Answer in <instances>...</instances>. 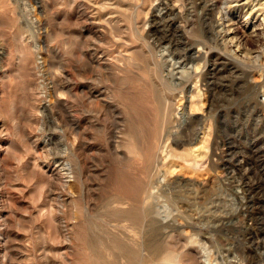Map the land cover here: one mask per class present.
<instances>
[{
    "label": "rangeland",
    "instance_id": "obj_1",
    "mask_svg": "<svg viewBox=\"0 0 264 264\" xmlns=\"http://www.w3.org/2000/svg\"><path fill=\"white\" fill-rule=\"evenodd\" d=\"M201 1L18 0V23L5 8L0 20L4 264H130V256L138 259V240L145 264H251L249 254L264 245V109L258 105L264 104V0H211L217 5L214 15L203 11ZM100 9L114 26L90 25L87 16ZM143 11L168 84L186 80L180 79L182 69L200 76L195 116L182 111L191 105L182 85L170 93L150 78L136 79V72L144 71L145 53L131 29L146 17ZM175 14L177 22L164 27ZM207 21L216 24L215 31ZM165 35L169 38L157 42ZM29 39L32 53L25 51L30 62L38 58L36 69L18 58V46ZM95 39L106 53L122 50L138 67L134 64L125 80L104 74L101 86L111 91L117 108L87 114L84 84L94 74L82 70V62L90 58ZM198 52L204 56L193 62ZM138 96L144 98L136 108L129 98ZM45 102L49 111L41 108L34 116L33 107ZM166 102L186 112L180 123L167 118ZM201 126L205 140L194 153L188 142ZM157 146L160 157L150 160ZM137 185L138 198L128 193ZM144 197L154 212L140 236L133 213Z\"/></svg>",
    "mask_w": 264,
    "mask_h": 264
},
{
    "label": "bare ground",
    "instance_id": "obj_2",
    "mask_svg": "<svg viewBox=\"0 0 264 264\" xmlns=\"http://www.w3.org/2000/svg\"><path fill=\"white\" fill-rule=\"evenodd\" d=\"M36 1V3H38V0H35ZM132 1H134V0H132ZM145 1H147V0H145ZM150 1V3H151V5H154V3H157V2H163V0H149ZM182 1V0H181ZM211 1V0H210ZM217 1V0H216ZM24 2V1H23ZM67 2V1H66ZM68 2H69V0H68ZM73 2H75V1H73ZM190 2H192V1H190ZM202 2V1H201ZM212 2V4H210ZM210 3H209V1L207 0V1H203L202 2V7L201 8H203V11L207 14V13H209L210 15H214V12L216 11V9H217V5L214 3V1H211ZM65 3V2H64ZM139 3V2H138ZM149 3V4H150ZM18 4H19V2H18V0H0V20L2 19V21L4 20L3 18H2V16L4 15V11H7V10H5V8H7V9H10L9 11H11V13H12V15H13V18L12 19H15L16 21H17V23H18V17H17V12H16V8H18ZM70 4H72V0H71V3ZM140 4V3H139ZM192 4V3H191ZM33 5V4H32ZM224 5V4H223ZM263 5V4H262ZM106 6V5H105ZM184 6V5H183ZM182 6V7H183ZM25 7H27V6H25ZM102 7V6H101ZM100 7V8H101ZM104 7V6H103ZM107 7V6H106ZM149 7H151V6H149ZM171 7V6H170ZM185 7V6H184ZM105 8V7H104ZM103 8V9H104ZM136 8V7H135ZM188 8V7H187ZM102 9V8H101ZM101 9L100 10H98V12L97 11H95L93 14H90V16H87V19L89 20V22H90V25L92 26V27H94V28H98L99 27V24H101V23H104V22H106V24L107 25H109V27H110V25H113L111 22V20L109 19V20H106V18L105 19H103V17L101 16L102 14H99V11H101ZM102 9V10H103ZM181 9V8H180ZM185 9V8H184ZM182 10V9H181ZM145 11V10H144ZM143 11V13L142 14H144L145 15V13L146 12H144ZM150 11V10H149ZM170 11V10H169ZM112 14V13H111ZM183 14V13H182ZM208 14V15H209ZM204 15V14H203ZM209 15V16H210ZM146 17L144 18V19H138V20H136V23H134L133 25H134V27L131 29L132 30V32H133V37L135 38V41L136 42H138V44H139V47H140V50L142 51V54H143V52L145 53V54H143V56L145 57H143L142 56V58H144V64H145V66L144 65H142V66H144V67H142V68H144V71L142 70V72H136V74H135V76H137V80H143V79H145V78H150V79H148V80H150V82L152 83V84H160V85H162V86H164L165 87V89H167L168 90V92H174L175 91V89H178V87H176L177 85H182V90H185V91H187V93H190V95H189V97L191 98V105L190 106H188L189 105V103H188V105H185L184 107H183V110L182 111H187V113H189L188 111H190V115L191 116H195V114H193L192 113V110H193V105H195L194 103H193V100H195V94H194V91H196V89H197V87H198V82H199V77L200 76H198V75H191V74H189V72L188 71H186V70H181L180 72H179V74H180V76H181V78L180 79H182V77L183 78H185L186 80H184V81H181V84L179 83H176V82H174V83H171L170 85L168 84V83H170L171 81H169L166 77H165V75H164V73H165V70L163 69V65L160 63V61H159V57L161 56H159V54L157 53V52H155V45H157V43H154L153 41L151 42L150 41V39L148 38V37H150V32H148V27L150 28L151 27V25H150V23L148 22V18H147V16L148 15H145ZM178 16H179V14H178ZM178 16H176V14L173 16V19L171 20V21H167L168 19H166V21H164V27H171V26H173L175 23V21L178 19L177 17ZM207 16V15H206ZM136 17V16H135ZM214 17V16H213ZM212 17V18H213ZM137 18V17H136ZM206 18V17H205ZM210 18V17H209ZM11 19V20H12ZM170 19V18H169ZM204 19V18H203ZM216 19V18H215ZM96 20H98V21H96ZM106 20V21H105ZM118 21H119V19H117ZM175 20V21H174ZM208 20V19H207ZM1 21V23H3ZM177 22V21H176ZM201 22V21H200ZM206 22V21H205ZM211 22H213V21H211ZM209 23L208 21H207V23H209L207 26H209L210 28H212L213 27V23ZM117 23V22H116ZM183 23V22H182ZM114 24H115V21H114ZM184 24V23H183ZM2 25V24H1ZM104 25V24H103ZM114 26V25H113ZM119 26V25H118ZM215 26H216V24L214 25V27H213V30L215 31L216 29H215ZM30 27V26H29ZM24 28H25V26H24ZM152 28V27H151ZM20 29H22V28H20ZM113 29H115V28H113ZM170 29V28H169ZM157 30V29H156ZM97 31V30H96ZM107 31V30H106ZM125 31H126V29H125ZM213 31V32H214ZM83 32V31H82ZM100 32H101V30H100ZM155 33V32H154ZM157 33V32H156ZM102 34V33H101ZM215 34V33H214ZM92 35V34H91ZM156 35V34H155ZM164 34H162L161 36H163ZM32 36V35H31ZM93 36H95V35H93ZM101 36V35H100ZM216 36V35H215ZM171 37V36H170ZM17 38H18V36H17ZM169 38V37H168ZM167 38V35H165L164 37H161V38H159V40H157V42L158 41H160V40H164V39H168ZM174 38V37H173ZM213 38H215V37H213ZM213 38H212V40H213ZM98 39V38H97ZM97 39H95L94 40V45H92V47L88 50L89 51V53H90V58L89 59H87V61H85V62H82V63H84L82 66H83V69H82V67H81V69L82 70H91L92 72H93V74H94V76L92 77V75H91V79H89V80H86V82H85V87L87 88V89H84V88H82V90L84 89V90H87V92L85 93V102H84V106H82L84 109V111H86V113L87 114H92V112L93 111H103V110H110V109H116L117 108V106H115V104H114V102H113V95L111 94V91H108V88H106V87H104V86H101V79H102V76L104 75V74H107V76L108 75H111V76H116V74H119V75H121V76H123V78L121 77L120 79L122 80V79H127L128 78V76L130 75V72H133V70H131V67L135 64V63H137V62H135V63H133V59L134 58H132V57H127L126 55H125V53L124 52H122V50H116V51H114L113 53H106L105 52V50L104 49H101L102 47L101 46H99L98 44H97V42H99V40H97ZM128 40V39H127ZM171 40H172V37H171ZM181 40V39H180ZM23 41V40H22ZM129 42H130V40H128ZM179 41V40H178ZM211 41V40H210ZM215 41V40H214ZM20 43H21V41H19ZM32 41H30V39H29V41L27 42V43H25V44H20V46H18V47H22V48H20V50H18V58H20V59H24L26 62H28V64H31V66H34V67H31V68H33V69H36V68H38V63H37V59L38 58H34V61L33 62H30V60H29V57H31L28 53H26V51H27V49H30L29 51H31V49H32V44L30 45V43H31ZM102 42V41H101ZM127 42V41H126ZM175 42V41H174ZM216 43V42H215ZM127 44H128V42H127ZM182 44V43H181ZM22 45V46H21ZM176 45V44H175ZM180 46V45H179ZM183 46V45H182ZM181 46V47H182ZM213 47V46H212ZM138 49V48H137ZM212 49V48H211ZM26 50V51H25ZM201 50V49H200ZM126 51V50H125ZM132 51V50H131ZM135 51V50H134ZM139 51V50H138ZM129 52V51H128ZM208 52V51H207ZM31 53H32V51H31ZM132 54H133V52H131ZM130 52H129V54H131ZM136 53H138V52H136ZM200 55H197V56H195V57H197V58H195L194 57V59H192V61L193 62H196V59H201L202 60V58H203V56L204 55H202V52H198ZM87 55V54H86ZM89 55V54H88ZM135 55V54H134ZM140 56V55H139ZM208 56V55H207ZM35 57V56H34ZM37 57V56H36ZM135 57H138V55L137 56H135ZM5 58V57H4ZM139 58V57H138ZM207 58V57H206ZM161 59V58H160ZM0 60H1V57H0ZM4 60V59H3ZM19 60V59H18ZM84 60H85V58H84ZM83 60V61H84ZM139 61H140V59H139ZM81 63V64H82ZM18 64H19V62H18ZM202 64V63H201ZM137 65H138V63H137ZM136 64L134 65L135 67L134 68H136V66H137ZM141 65V64H140ZM139 65V66H140ZM197 65V69H198V66L200 65V62H198L197 64H195L194 65V67ZM28 67V66H27ZM138 67V66H137ZM168 68V67H167ZM80 69V70H81ZM140 69V68H139ZM137 71H139V70H137ZM194 71H196V70H194ZM249 71V70H248ZM92 72H90L91 74H92ZM198 72V71H197ZM63 74V73H62ZM5 75H7V71H6V74ZM105 76V75H104ZM115 76H114V79H116L115 78ZM106 78V77H105ZM109 78V77H108ZM3 79H4V77H3ZM81 80H83V79H81ZM85 80V79H84ZM123 80V82H125ZM107 82V81H106ZM113 82L115 83V81L113 80ZM112 82V83H113ZM119 82V81H118ZM69 83V82H68ZM114 83H113V86H114ZM122 83V82H121ZM127 84V83H126ZM136 84V83H135ZM146 84V83H145ZM118 85V84H117ZM128 85V84H127ZM153 85V86H154ZM1 86V85H0ZM121 86H123V84L122 85H120V88H122ZM146 86H147V84H146ZM161 86V87H162ZM174 86V87H173ZM63 87V86H62ZM125 87V86H124ZM148 87V86H147ZM160 87V88H161ZM250 87V86H249ZM66 88H67V86H66ZM71 88V87H70ZM252 88V87H251ZM60 89V88H59ZM123 89V88H122ZM157 89H158V87H157ZM157 89H156V91H157ZM1 90V89H0ZM69 90V89H68ZM120 90V89H119ZM253 90V89H252ZM56 91H59L57 88H54V94L56 95ZM146 91V90H145ZM155 91V90H154ZM3 93H4V91H2ZM118 92V91H117ZM121 92V91H120ZM60 93V92H59ZM84 93V92H83ZM156 93V92H155ZM175 93V92H174ZM183 93V92H182ZM153 94V93H152ZM197 94V93H196ZM61 96H63V94L61 93ZM64 96H65V94H64ZM121 96H122V94H121ZM254 96V95H253ZM14 97V96H13ZM56 97V96H55ZM144 98V96H138V97H136V98H129V99H131L130 100V103H131V105H133L134 107H136L137 108V105H138V99H143ZM175 98H176V96H175ZM2 99V98H1ZM16 98H14V100H15ZM32 99V98H31ZM180 99V98H179ZM254 99V98H253ZM20 100V99H19ZM34 100V99H33ZM32 100V101H33ZM55 100H57L58 102L60 101V94H59V96H58V94H57V98L55 99ZM121 100V99H120ZM154 100H155V96H154ZM153 100V101H154ZM158 100V99H157ZM156 100V101H157ZM161 100V99H160ZM166 100H168V99H166ZM170 101V100H169ZM180 101V100H179ZM187 101V100H186ZM35 102V101H34ZM33 102V103H34ZM174 102V101H173ZM173 102H166V104L167 105H165L166 106V108H165V106H164V108H163V110L164 111H166V114L165 115H167V118L168 117H170V119L169 120H171V122H173L172 124H176L177 122H181V119L184 117V115L186 114V112L184 113V112H180L181 110H179L180 108H177L176 106V108H174V105H173ZM183 102V101H182ZM196 102V101H195ZM13 103V102H12ZM15 103V102H14ZM100 103H103L102 105V109H100L99 108V104ZM193 103V104H192ZM37 104H38V102H37ZM33 105V104H32ZM40 105V104H39ZM153 105H155V104H153ZM152 105V106H153ZM161 105V104H160ZM178 105V104H177ZM258 105H260L261 106V108H263L264 109V104H260V103H258ZM1 106V105H0ZM12 106H13V104H12ZM49 106H50V104H48V103H44V104H42L40 107H33V110H32V113H33V115L34 116H36L37 114H36V112L39 114V111H41V108H43V110H47L48 108H49ZM65 106V105H64ZM101 106V105H100ZM156 106V105H155ZM182 106V105H181ZM255 106H257V105H254V107ZM116 107V108H115ZM125 108V107H124ZM13 109V108H12ZM11 109V110H12ZM132 109V108H131ZM175 109H176V113H174L173 111H175ZM13 110H16L15 108L13 109ZM113 110V111H114ZM47 111H49V109L47 110ZM68 111V110H67ZM129 111V110H128ZM161 111V110H160ZM168 111V112H167ZM31 112V111H30ZM150 112V111H149ZM14 114V113H13ZM70 114V113H69ZM86 114V115H87ZM101 114V113H100ZM154 114V113H153ZM156 114V113H155ZM32 115V114H31ZM96 115H98L96 112H95V116ZM103 115V114H102ZM164 115V116H165ZM85 118H87V117H85ZM155 118V117H154ZM163 119V118H162ZM166 119V118H165ZM196 119H198L199 121H201V120H203L202 119V117H200V116H198ZM88 120V119H87ZM168 120V121H169ZM90 121H91V119H90ZM94 121V120H93ZM1 122V121H0ZM88 123V122H87ZM86 123V124H87ZM164 123L165 122H163V125H164ZM201 123V122H200ZM89 124V123H88ZM97 124V123H96ZM149 124V123H148ZM169 125H171V124H169ZM74 126V125H73ZM150 126V125H149ZM165 126H166V124H165ZM3 127V126H2ZM88 127V126H87ZM98 127V126H97ZM96 127V128H97ZM167 127V126H166ZM4 128V127H3ZM76 128V127H75ZM150 128V127H149ZM155 128V127H154ZM163 128H164V126H163ZM84 129V128H83ZM93 129V128H92ZM145 130H146V128H144ZM85 130H86V126H85ZM90 130V129H89ZM95 130V129H94ZM155 130V129H154ZM149 131V130H148ZM156 133H158L159 134V131H158V128H156ZM163 131V130H162ZM150 132V131H149ZM205 131H202V126L201 127H199V130H198V132H197V134H196V136H195V138H193L191 141H189L188 143H189V150L191 149L192 150V152H196L197 153V151H198V153L201 151V148H202V143H203V139H204V135H205V133H204ZM151 134V133H150ZM174 134V133H173ZM176 134V133H175ZM118 136V135H117ZM167 136V135H166ZM228 136V135H227ZM139 137V136H138ZM146 137V136H145ZM88 139H89V137H88ZM109 139V138H108ZM138 140V139H137ZM146 140V139H145ZM190 140V139H189ZM205 140V139H204ZM230 140V139H229ZM85 141V140H84ZM111 141V140H110ZM115 141V140H114ZM86 142V141H85ZM89 142V141H88ZM217 142V141H216ZM228 142V141H227ZM84 144V143H83ZM110 144V143H109ZM139 144V143H138ZM228 144H230V143H228ZM49 145V139L48 140H46L45 141V148H47V146ZM137 145V144H136ZM223 145H226V142H225V140H224V142H223ZM86 146V145H85ZM92 146V145H91ZM139 146H140V144H139ZM216 146V145H215ZM217 146H219L218 148H220V143H218L217 144ZM84 147V146H83ZM92 148V147H91ZM139 148V147H138ZM113 149V148H112ZM119 149V148H118ZM143 149V148H142ZM161 149V146H157V150H156V148H155V150L153 151V152H151V153H149V159L150 160H152V159H155V158H157V160H158V158L160 157V152H159V150ZM85 151V150H84ZM117 151H119V150H117ZM134 151V150H133ZM168 151V150H167ZM116 152V150L114 151V153ZM162 153V152H161ZM144 154V153H143ZM135 155H137V154H135ZM169 155H170V153H169ZM118 156V155H117ZM120 156V155H119ZM116 158V157H115ZM120 158H122V156L120 157ZM117 159V158H116ZM0 160H3V159H0ZM119 161H120V159H118ZM4 161H2V163H3ZM151 162V161H150ZM149 162V163H150ZM192 163V162H191ZM1 164V163H0ZM190 166V165H189ZM59 167V166H58ZM3 168V167H2ZM162 168V167H161ZM182 168V167H181ZM189 168V167H188ZM1 169V168H0ZM5 169V168H4ZM61 169V168H60ZM190 169H192V168H190ZM3 170V169H2ZM61 170H63V169H61ZM117 170V169H116ZM1 171V170H0ZM6 172V171H5ZM57 172H58V169H57ZM60 172V171H59ZM172 172H174V171H172ZM43 174V173H42ZM64 174V173H63ZM165 174V173H164ZM88 175V174H87ZM122 179V178H121ZM114 183V182H113ZM138 184V183H137ZM1 185H2V183H1ZM0 185V186H1ZM115 185V184H114ZM124 185V184H123ZM116 186V185H115ZM141 187L140 186H135V187H132V188H130L129 189V191H128V193L129 194H133V195H135L134 197H136V198H138L140 195H141V189H140ZM3 189V188H2ZM142 190H144V189H142ZM1 200V199H0ZM136 200V199H135ZM137 201H138V199H137ZM138 202H140V205H139V208L136 210V212H134L133 213V216H134V219L136 220V223L139 225V232H140V236H143L141 233H146V225H147V219H148V216H149V214H150V210H151V212H154V208H148V207H146L145 206V204H146V198L144 197V198H142L141 200H139ZM0 205H2V204H0ZM123 205H125V204H123ZM2 207V206H1ZM171 209V208H170ZM109 210H110V208H109ZM153 210V211H152ZM108 211V210H107ZM119 211V210H118ZM120 213V212H119ZM125 214V213H124ZM112 215V214H111ZM49 216H51V215H49ZM49 218V217H48ZM154 218V220H156V218L155 217H153ZM3 219V218H2ZM2 223H4V222H2ZM105 228V227H104ZM88 230V229H87ZM175 231V230H174ZM160 232V231H159ZM113 234V233H112ZM173 234V233H172ZM175 234V233H174ZM85 235H87V234H85ZM161 235V234H160ZM45 236H47V235H45ZM140 236L138 237V238H140ZM75 237H76V235H75ZM89 237V236H88ZM3 238V237H2ZM2 238H0V239H2ZM51 238H53V235H52V237ZM50 238V239H51ZM74 238V237H73ZM109 238V237H108ZM138 238H137V240H138ZM164 238V237H163ZM47 239V238H46ZM45 239V237L43 238V241L44 240H46ZM140 239H142V237L140 238ZM4 239H2V241H3ZM52 240V239H51ZM2 241H0V244H1V242ZM47 241V240H46ZM93 241V240H92ZM207 241H209V240H207ZM8 242V241H7ZM78 242V241H77ZM141 242H142V240L140 241V240H138L137 241V244H138V246H139V252H138V259L136 260V261H134V259H133V257L132 256H130L129 258L131 259V263L130 264H145V262H146V256H145V252H143L142 251V246H141ZM4 243H5V241H4ZM207 243V242H206ZM4 245V244H3ZM97 245H98V243H97ZM101 245V244H100ZM252 245V244H251ZM255 245V244H254ZM105 246V245H104ZM185 246V245H184ZM258 247V248H257ZM4 247L3 246H1L0 245V264H4V261H5V259H6V254H5V252H4V249H3ZM99 249H100V247H98ZM118 248V247H117ZM207 247H206V245H202L201 246V252L202 253H204V255L206 256L205 258H206V262H208L209 260V258L207 259V254H208V251H207V249H206ZM256 248H257V250L255 251V252H251L250 254H249V256H250V262H251V264H264V245L263 244H258V246H256ZM89 249V248H88ZM118 250V249H117ZM81 251H82V249H81ZM103 251H104V249H103ZM131 251V250H130ZM96 252V251H95ZM192 252V251H191ZM200 252V253H201ZM129 253V252H128ZM125 254V253H124ZM123 254V255H124ZM134 254V253H133ZM155 254V253H154ZM161 254H162V252H161ZM170 254V253H169ZM101 255V254H100ZM121 255V254H120ZM157 255V254H156ZM245 254H243V256H244ZM96 256V255H95ZM190 257H191V255H189ZM193 256V255H192ZM57 257V256H56ZM244 258V257H243ZM249 258V257H248ZM78 259V258H77ZM204 259V258H203ZM205 260V259H204ZM213 261V260H212ZM56 262V261H55ZM58 262V261H57ZM135 262V263H134ZM205 262V263H206ZM211 262V261H210ZM199 263H200V261H199ZM202 263V262H201ZM215 263V262H214ZM211 264H213V262L211 263Z\"/></svg>",
    "mask_w": 264,
    "mask_h": 264
}]
</instances>
